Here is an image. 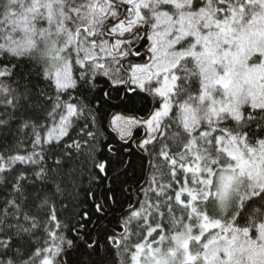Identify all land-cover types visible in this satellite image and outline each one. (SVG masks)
Instances as JSON below:
<instances>
[{
  "label": "snow or ice",
  "instance_id": "6c2138e0",
  "mask_svg": "<svg viewBox=\"0 0 264 264\" xmlns=\"http://www.w3.org/2000/svg\"><path fill=\"white\" fill-rule=\"evenodd\" d=\"M0 264H264V0H0Z\"/></svg>",
  "mask_w": 264,
  "mask_h": 264
}]
</instances>
